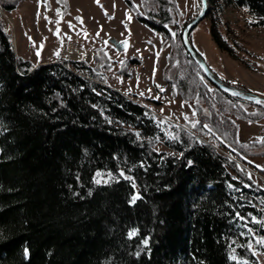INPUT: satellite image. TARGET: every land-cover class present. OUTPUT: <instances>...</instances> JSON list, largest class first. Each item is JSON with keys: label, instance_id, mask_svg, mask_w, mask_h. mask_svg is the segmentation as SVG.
<instances>
[{"label": "trees", "instance_id": "16d2710c", "mask_svg": "<svg viewBox=\"0 0 264 264\" xmlns=\"http://www.w3.org/2000/svg\"><path fill=\"white\" fill-rule=\"evenodd\" d=\"M19 1L0 0V264H234L228 244L247 241L237 214L264 218V187L207 142L109 86L96 66L62 57L35 64L18 56L1 10L11 11ZM150 1L157 8L142 14L125 0L138 21L161 32V45H169L165 73L176 56L181 59L186 74L177 84L189 91L199 115L193 130L204 133L201 126L208 123L216 138L223 134L230 143L220 135V146L245 160L263 143L239 142L232 120L215 115L211 104L205 115L197 98L211 103L216 94L220 105L255 103L216 86L211 95L181 32L173 39L167 27L175 0ZM231 2L264 28V0ZM215 25L212 39L223 48ZM217 33L223 35L219 27ZM92 57L109 68L99 54ZM260 107L255 114L239 108V115L259 119ZM97 171L116 179L96 184ZM137 192L141 198L130 203ZM248 227L264 236L259 224ZM131 229L138 235L128 239ZM236 252L261 264L246 248Z\"/></svg>", "mask_w": 264, "mask_h": 264}, {"label": "rangeland", "instance_id": "374dc122", "mask_svg": "<svg viewBox=\"0 0 264 264\" xmlns=\"http://www.w3.org/2000/svg\"><path fill=\"white\" fill-rule=\"evenodd\" d=\"M206 1L205 17L188 33L190 46L216 77L242 91L264 96V28L249 23V20H253L251 15L244 11V8L235 6L231 0H220L219 5L216 4L217 0ZM132 3L142 14H146L147 9L155 11L157 8L150 0H132ZM197 3L199 7L194 5L193 0H175L176 6L170 8L172 21L167 23L171 35L176 32L182 33L186 24L198 14L201 0H197ZM57 10L63 14L62 19L57 16ZM1 15L11 30L14 50L18 56L35 64L62 57L82 60L96 66L103 73L109 86L134 99L159 119L183 127L201 141L207 142L264 187V172L259 171L264 170V154H261L264 151V143L261 148L255 149V152L249 151V154H244L243 160L236 152L220 146L217 138L221 135V138L225 139L223 134L216 138L214 135L205 134L207 132L205 129L204 133L193 130L191 122L199 120V115L193 101L187 98L191 95L189 91L181 90L179 87L181 84H177V81L186 74L181 59L176 56L177 60H174L165 73L169 45H161L163 41L161 32L138 21L125 0H61L60 3H57V0H47L46 3L45 0H20L15 9L1 10ZM77 17L83 20L82 24ZM57 20H60L59 36L54 34ZM69 22L74 28L69 27ZM215 22L218 25H215L214 29L224 49L212 39L210 25ZM217 27L223 35L217 33ZM111 38L126 41L127 48L119 49L110 41ZM172 38L175 39L176 35H172ZM68 46L89 52V58L69 57L65 52ZM38 50L39 56L36 55ZM93 54H99L102 62H108L109 68H102V64L95 62ZM129 58L136 60L130 62ZM210 83L207 82L206 85L208 91L211 89L209 91L211 95H214L215 85ZM156 85H160L165 91L160 92ZM156 96L160 99H155ZM215 96L216 94L211 103L205 102L201 97L197 98L205 115L211 114L209 106L211 104L215 115H220L221 118L229 117L232 120L239 142L264 140V115L256 120L243 119L239 115V108L251 114L259 113L261 104L225 100L220 105L215 101ZM234 105L236 108H233ZM193 112L196 113L195 116L192 115ZM185 116L189 119L186 120ZM159 146L162 147V144ZM163 147L167 149L166 146ZM258 165L260 167H257ZM257 256L260 263L264 264V255Z\"/></svg>", "mask_w": 264, "mask_h": 264}, {"label": "snow or ice", "instance_id": "6c2138e0", "mask_svg": "<svg viewBox=\"0 0 264 264\" xmlns=\"http://www.w3.org/2000/svg\"><path fill=\"white\" fill-rule=\"evenodd\" d=\"M46 2H47V0H45V3ZM60 2H61V0H57V3H60ZM193 3H194L195 6L199 7V4L197 3V0H193ZM243 10L244 11H248L247 8H245ZM56 14H57V16L61 17V19L63 18V14L59 10H57ZM181 14H183V13H181ZM45 19L47 20L48 18L45 17ZM76 19L79 20V22L81 24L83 23V20L81 18L77 17ZM129 19H130V17H129ZM262 19H264V18H262ZM49 22L51 23V21H49ZM253 22H255V21L249 20V23H253ZM59 23H60V20H57L56 21L57 29H56V32L54 33L57 36H59V34H60V29L58 27ZM69 27L70 28H74V25H72L71 22H69ZM97 35H99V33H97ZM172 35L175 36L176 34L175 33H172ZM85 38H87V33H85ZM29 39H31V38H29ZM69 39H70V37H69ZM105 43L107 44V42H105ZM121 43H122L123 47L127 48V42L126 41H123ZM33 46L35 47V43L34 42H33ZM40 47L42 48L43 47V44H41ZM36 55L37 56L40 55L39 50L37 51ZM57 55H58V53H57ZM105 55H107V53H105ZM158 55L159 54L157 53V56ZM109 59H111V58L109 57ZM121 63H123V61H121ZM156 86H157V88H159L160 92L165 91V89L161 88L160 85H156ZM173 87H175V85ZM150 91H151V89H149V92ZM209 91H211V89H209ZM232 94L233 95H236V96H240L241 95V93H239V92H233ZM140 95H144V93H140ZM154 98L155 99H160L159 96H156ZM246 99L254 100V102L256 104L264 105V100L256 99V98H254L252 96H248V97H246ZM161 111H163V110H161ZM192 115L195 116L196 113L193 112ZM184 118L186 120L189 119V117H187V116H185ZM160 123L163 124V123H165V121H160ZM198 124H200V121H198V120L197 121H192L191 122V127L192 128H196ZM203 129H207V132L205 134L215 135L213 128L210 127V125L208 123H203L202 124L200 130L202 131ZM136 135L139 136V133H137ZM171 138L172 139H178V137H175V136H172ZM157 139H159V137H157ZM260 142L261 143H264V140H261ZM189 163H191V161H189ZM141 167H143V165H141ZM257 167H260V166L258 165ZM119 175L121 177H123L125 180L131 181V186L133 188H136V183H135V180H134L133 177L126 175L123 170H121L119 172ZM249 178H251V177H249ZM114 179H116V177L111 172L103 173V172L97 171L95 173V176L93 177V182L96 183V184L109 183L111 180H114ZM229 187H231V185ZM140 198L141 197H140V195H139L138 192L137 193H134V194L131 195L129 202L132 203V204H134ZM236 218L239 221H243L241 227H243L244 229H246V232H241L240 233V236H246L247 237V241L244 244H238L236 240H232L228 244V248L230 249L228 258H229V260L233 261L234 264H249V261L247 259H244V258L240 257L237 254L236 248L237 247L246 248L248 251H250L252 253L253 256H256V255H264V252L258 253L256 251V246H258L261 249H264V236L257 235V232H256L255 229H252V228H249L248 227V224L249 223H254V224H259L261 226V228H264V218H259L258 219L256 217H251V219L249 220L248 218L243 217V216H240L239 214H237V217ZM136 235H138V230L137 229H131L127 233V238L128 239H132ZM142 243L145 246H147L148 240L147 239H144L142 241ZM233 245H235V247ZM27 253H28V250L26 248L25 249V255H27ZM136 255H139V252H137ZM200 264H203V262H200Z\"/></svg>", "mask_w": 264, "mask_h": 264}, {"label": "water", "instance_id": "95a60500", "mask_svg": "<svg viewBox=\"0 0 264 264\" xmlns=\"http://www.w3.org/2000/svg\"><path fill=\"white\" fill-rule=\"evenodd\" d=\"M206 12H207V1L206 0H201L200 10H199L198 14L193 19H191L186 24V26L184 27V29L182 30V33H181L182 41H183V44L185 45L187 51L195 59V61L199 64V66L202 68V70H203L204 74L206 75L207 79L213 85H215L217 88H219V89H221V90H223V91H225V92H227L229 94H232L233 92H239V93H241L240 96H236V95H234V96L239 97V98H242V99H245V100H248V101L254 102V100L246 99V97H248V96H252V97H254L256 99L264 100V96H262V95L253 94V93H248V92L242 91V90L234 87L230 83H228V82H226V81H224V80L219 79L218 77H216L215 74L208 67V65L206 64V62L202 58H200L197 55V52L195 51V49L190 46V44L188 42V39H187L188 33L190 32V30L198 22H200L205 17ZM110 41L114 42L119 49H122L123 48V45L121 43V42H123V40L122 41H118V40H116L114 38H111Z\"/></svg>", "mask_w": 264, "mask_h": 264}, {"label": "bare ground", "instance_id": "6f19581e", "mask_svg": "<svg viewBox=\"0 0 264 264\" xmlns=\"http://www.w3.org/2000/svg\"><path fill=\"white\" fill-rule=\"evenodd\" d=\"M65 52L69 57L72 58H77V57H81V58H89V52L79 49L77 47H73V46H68L65 48Z\"/></svg>", "mask_w": 264, "mask_h": 264}, {"label": "crops", "instance_id": "0c3cea01", "mask_svg": "<svg viewBox=\"0 0 264 264\" xmlns=\"http://www.w3.org/2000/svg\"><path fill=\"white\" fill-rule=\"evenodd\" d=\"M256 167V166H255Z\"/></svg>", "mask_w": 264, "mask_h": 264}]
</instances>
